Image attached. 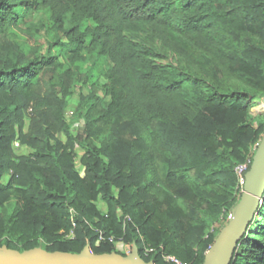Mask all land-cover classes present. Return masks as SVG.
<instances>
[{
  "label": "trees",
  "instance_id": "obj_1",
  "mask_svg": "<svg viewBox=\"0 0 264 264\" xmlns=\"http://www.w3.org/2000/svg\"><path fill=\"white\" fill-rule=\"evenodd\" d=\"M150 29L191 65L164 63ZM41 32L53 37L46 49L32 41ZM90 60L108 63L104 98L86 103L84 132L64 142L66 98ZM258 96L264 0H0V246L126 255L114 237L147 262L203 264L209 221L238 203L236 167L264 135V122H247ZM16 126L32 155L15 154ZM231 264H264V199Z\"/></svg>",
  "mask_w": 264,
  "mask_h": 264
},
{
  "label": "rangeland",
  "instance_id": "obj_2",
  "mask_svg": "<svg viewBox=\"0 0 264 264\" xmlns=\"http://www.w3.org/2000/svg\"><path fill=\"white\" fill-rule=\"evenodd\" d=\"M23 21H39L42 19L41 14H34V15H26L22 14ZM19 33V32H18ZM154 35L153 29H150V31L143 35V37L148 41H155L160 46L162 51L166 54V58L164 59V63H171L176 65H182L185 67H189V64L191 63L186 59L185 57L181 56L178 52L173 50L171 47H168L165 43L157 40L152 36ZM152 36V38H150ZM53 37L51 35H47L45 32H41L38 34L32 41L39 42L44 45V48L46 49L48 47V41H50ZM58 50H56L55 53H57ZM85 67L93 68V71L89 74H81L78 82L73 86L71 94L66 98L67 105L64 109V120L66 121L68 127L63 132H60L57 134L58 138H60L62 141L67 142L69 135L75 136L78 134H82L85 129L86 125V112L87 107L86 103H94L95 99L97 97L104 98L103 93V84L106 82V76L104 74V70H107L108 63L107 62H101L98 67H94V61L90 60L88 63H86ZM194 67V65L192 66ZM46 75L44 78L52 77V79H57L58 75L53 76L51 73L46 72ZM229 80L237 81L233 77H228ZM61 96V95H60ZM31 122V116L30 114H26L24 119V125H23V132H28L29 126ZM247 122L251 124L253 127L257 128L259 125L264 122V96H258L254 98L250 104ZM16 138L12 144L13 150L17 156H30L34 153V149L30 146L23 144L20 141L19 138V127L16 126ZM263 137V136H262ZM262 139V138H261ZM261 141V140H260ZM260 142H257L254 144V146L251 149V155H254L256 152V149L258 147ZM84 149L82 147H77L75 150V167L77 172L84 177L85 176V166L82 163V157L84 155ZM163 171V170H161ZM12 172L6 173L3 175L2 183L4 185H9L10 179H11ZM238 187V186H237ZM244 190V185L239 183V191L238 196L239 198L242 195V192ZM16 201L13 199V201L9 202L6 206L7 212H12L15 209ZM239 202V201H238ZM97 208L101 210L103 213H107V204L105 201H103L101 198H99L95 202ZM237 205V204H236ZM235 205V206H236ZM232 205V208L230 211L226 210L224 211L218 218L209 221L208 228L206 230V235L208 234H214L217 238L219 235L221 229L227 224L229 221L232 211L234 207ZM257 227H255V231ZM74 237V234H69L67 238ZM7 238V236L4 237V241ZM3 241V242H4ZM42 246L47 245L46 242L41 240ZM100 244L98 241L96 245ZM90 245V244H88ZM116 249L122 253L130 254L136 245V243H124L123 241H115ZM142 250L145 253V248L143 245L140 246Z\"/></svg>",
  "mask_w": 264,
  "mask_h": 264
},
{
  "label": "water",
  "instance_id": "obj_3",
  "mask_svg": "<svg viewBox=\"0 0 264 264\" xmlns=\"http://www.w3.org/2000/svg\"><path fill=\"white\" fill-rule=\"evenodd\" d=\"M244 190L227 224L221 229L203 264H231L238 243L264 199V135L245 176ZM0 264H155L145 261L137 245L130 254L94 253L90 245L80 252L48 251L35 247L20 251L0 246Z\"/></svg>",
  "mask_w": 264,
  "mask_h": 264
},
{
  "label": "built area",
  "instance_id": "obj_4",
  "mask_svg": "<svg viewBox=\"0 0 264 264\" xmlns=\"http://www.w3.org/2000/svg\"><path fill=\"white\" fill-rule=\"evenodd\" d=\"M251 164H252V161H251V159H249L247 162L242 163V164H240V165H238L236 167V171H237V174L239 176L240 183L242 185H244V183H245V180H246L245 176H246V173L248 172V170L250 169ZM106 240H107V238L103 235V233H101L99 242L106 241ZM108 240L110 242H115L114 241V237H110ZM154 251H155L154 248H152V247H146L145 248V255L146 256H149ZM163 259H164V261L166 263H169V264H188L187 262H185V261L181 260L180 258H178L176 256H173V255L164 254L163 255Z\"/></svg>",
  "mask_w": 264,
  "mask_h": 264
}]
</instances>
